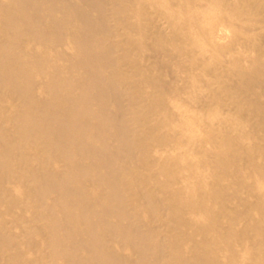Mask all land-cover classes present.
Here are the masks:
<instances>
[{"label": "bare ground", "instance_id": "bare-ground-1", "mask_svg": "<svg viewBox=\"0 0 264 264\" xmlns=\"http://www.w3.org/2000/svg\"><path fill=\"white\" fill-rule=\"evenodd\" d=\"M0 264H264V0H0Z\"/></svg>", "mask_w": 264, "mask_h": 264}, {"label": "rangeland", "instance_id": "rangeland-1", "mask_svg": "<svg viewBox=\"0 0 264 264\" xmlns=\"http://www.w3.org/2000/svg\"><path fill=\"white\" fill-rule=\"evenodd\" d=\"M183 97H186V109L188 110L189 113H187L188 115H194V113L192 111H194V105L191 104L190 102H192V100H190L191 95H184Z\"/></svg>", "mask_w": 264, "mask_h": 264}]
</instances>
